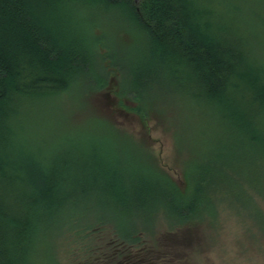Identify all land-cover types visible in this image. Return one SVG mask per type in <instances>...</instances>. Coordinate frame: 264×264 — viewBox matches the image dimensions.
<instances>
[{"label":"trees","instance_id":"trees-1","mask_svg":"<svg viewBox=\"0 0 264 264\" xmlns=\"http://www.w3.org/2000/svg\"><path fill=\"white\" fill-rule=\"evenodd\" d=\"M64 2L77 14L79 23L92 11L117 13L121 7L127 9L144 43L143 59L153 61L156 52V61L168 71L173 66V84L180 85V76L189 83V89L173 86V93L224 118L228 142L218 158H224L228 168L220 173H234L233 161L238 155L245 156L256 173L263 170V0ZM35 5V0H0V148H7V152H0V264H46L49 235L61 237L64 243L62 252H56L58 264H190V229H199L192 222H201L205 200L213 193L210 178L196 181L198 193L192 203L183 198L182 194L188 193L186 187L180 188L171 180L180 201L170 210L175 225L182 224L184 229L173 228L168 239L148 242L140 235L144 233L126 228L122 231L117 226L120 214L142 213L140 199L122 195L119 203H103L99 212L86 202L99 193L111 195L97 186L98 173L90 176L96 182L86 181L89 188L80 191L79 187L72 188L76 182L62 180L60 174H48L42 162L25 151L24 144L31 147V142L42 134L33 127L31 112L79 82L74 72L88 61V54L82 56L84 48L100 47L110 40L96 39L91 25L85 24L87 38H82V48L75 40L70 44L57 42L36 16ZM101 48L93 56L110 62L105 47ZM108 75L103 81L86 83L87 90L102 96L103 91L109 94L113 81L118 82L111 91L117 95L118 109L145 124L152 114L136 103L140 100L138 87L124 92L114 74ZM128 97L133 105L126 104ZM63 185L70 188L62 189ZM228 191L229 187L223 190L225 195ZM78 202L85 203L80 207ZM259 203L254 202L256 220L260 238H264V212ZM63 253L71 255L66 256V263L61 262Z\"/></svg>","mask_w":264,"mask_h":264},{"label":"rangeland","instance_id":"rangeland-1","mask_svg":"<svg viewBox=\"0 0 264 264\" xmlns=\"http://www.w3.org/2000/svg\"><path fill=\"white\" fill-rule=\"evenodd\" d=\"M35 3L36 16L57 42L70 44L75 40L82 48V38H87L85 24L91 25L96 39L110 40L100 47L84 48L82 56L88 54L89 58L83 69L74 72L79 82L69 92L41 102L31 112L32 125L42 134L31 142V147L24 144L25 151L32 152L48 174H60L62 180L76 182L72 188L79 187L80 191L89 188L90 176L98 173L97 186L111 195L99 193L85 201L99 212L103 203H119L122 195L140 199L142 213L120 214L117 226L122 231L126 228L144 233L140 235L148 242L168 239L173 228L184 229L182 224L175 225L170 210L180 201L171 180L180 188L186 187L188 193L182 194L183 198L192 203L198 193L196 181L210 178L213 193L203 205L202 223L192 222L199 229H190V264H264V238H260L254 204L260 201L264 212V168L256 173L246 157L238 155L233 161L234 173H220L228 168L224 158H218L228 142L222 115L215 117L205 107L185 98L180 100L173 93V86L189 89V83L180 76V85L173 84V66L168 71L156 61V52L152 53L153 61L143 59L144 43L124 7L117 13H86L79 23L77 14L64 0ZM101 47H105L110 62L93 56ZM109 73L114 74L124 92L138 87L140 100L136 103L152 114L145 124L118 109L117 95L111 92L118 82L113 81L109 94L103 91L102 96L87 90L86 83L108 79ZM127 99L128 106L134 104L130 97ZM0 152H7V148L2 146ZM227 187L231 191L225 195ZM66 188L70 187L62 186ZM83 203L78 202L80 207ZM45 248L46 264H58L56 252L60 254L64 248L61 237L49 235ZM66 256L71 255L63 253L61 262H67Z\"/></svg>","mask_w":264,"mask_h":264}]
</instances>
